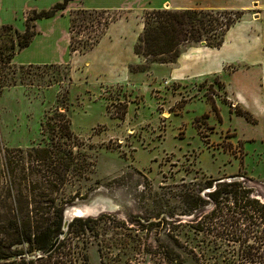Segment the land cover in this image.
<instances>
[{
    "label": "rangeland",
    "instance_id": "obj_1",
    "mask_svg": "<svg viewBox=\"0 0 264 264\" xmlns=\"http://www.w3.org/2000/svg\"><path fill=\"white\" fill-rule=\"evenodd\" d=\"M76 1L68 62L17 64L16 27L0 25V123L10 139L0 140V186L5 154L24 156L27 167L33 148L72 150L68 181L47 190L43 199L53 202L41 201L51 220L56 206L86 209L71 219L57 257L72 264H238L246 244H264L263 226L236 213L234 200L213 203L208 195L236 181L264 201V0L242 8L225 2L251 0L160 7L244 10L220 47L187 41L168 61L138 51L148 6ZM8 6L0 0V17ZM197 193L206 202L188 211Z\"/></svg>",
    "mask_w": 264,
    "mask_h": 264
},
{
    "label": "trees",
    "instance_id": "obj_2",
    "mask_svg": "<svg viewBox=\"0 0 264 264\" xmlns=\"http://www.w3.org/2000/svg\"><path fill=\"white\" fill-rule=\"evenodd\" d=\"M68 1L60 0L48 8L29 10L25 16V29L20 31L15 26L19 46L17 50L28 45L37 33V19L55 14L65 8ZM243 14V9L227 8L149 9L146 11L138 51L168 61L180 54L181 45L187 41H204L208 46L220 47L227 31ZM73 22L72 17L71 32L74 29ZM2 27L13 28V24L6 23ZM15 52L16 50L12 52L11 58ZM18 151L24 154L22 149L19 148ZM73 153L72 150L54 151L50 147L33 148L26 152L27 167L24 156L17 161L7 154L3 156L1 173H4L5 183L3 182L0 188L6 196L0 194V264H72V260L65 255L60 257L55 255L57 246L52 253L44 255V251L52 244L56 232L63 228L64 207L56 206L55 218L51 220L43 215L44 206L41 201L48 197L50 192L47 190L51 192L53 189L61 190L66 184L68 170L73 163ZM87 164L84 158L82 167ZM26 169L29 173L22 175ZM35 174L41 175L42 180L29 177ZM238 186L242 185L236 181L219 183L218 187L209 193L210 201L220 203L223 199L228 202L230 199L234 200V206L238 208L235 212L248 217L252 222L258 221L264 230V201L250 196L243 187L239 189L244 194L239 195ZM45 187L46 190H43ZM48 200L54 201L45 198V201ZM205 202L201 193H197V202H193L188 211L201 209ZM238 264H264V244H246Z\"/></svg>",
    "mask_w": 264,
    "mask_h": 264
},
{
    "label": "crops",
    "instance_id": "obj_3",
    "mask_svg": "<svg viewBox=\"0 0 264 264\" xmlns=\"http://www.w3.org/2000/svg\"><path fill=\"white\" fill-rule=\"evenodd\" d=\"M9 0V6L6 7L5 16L0 17V25L12 23L20 31L26 27L23 12L31 9L48 8L53 5L55 0H50L49 3L40 4L39 0ZM37 1V2H36ZM251 0L247 4L233 5L225 2L229 7L249 6ZM57 2V1H56ZM175 3L182 7H190V0H82L80 4L85 8H105L118 9L122 7H139L148 6L149 9L160 8L168 3ZM76 0H71L67 7L57 11L55 14L47 17H42L36 20L37 33L32 38L31 42L16 50L12 60L17 64H50L55 62H68L72 58L70 49V10L77 5ZM260 3L258 2V5ZM234 8V7H233ZM262 10V9H261ZM261 13V11H260ZM21 87V86H12ZM1 122V120H0ZM3 124V125H2ZM0 123V140L9 141L6 121ZM21 147L23 145H20Z\"/></svg>",
    "mask_w": 264,
    "mask_h": 264
},
{
    "label": "water",
    "instance_id": "obj_4",
    "mask_svg": "<svg viewBox=\"0 0 264 264\" xmlns=\"http://www.w3.org/2000/svg\"><path fill=\"white\" fill-rule=\"evenodd\" d=\"M236 177H230V179H235ZM78 210H81L80 213H78ZM86 211L83 208L80 207H72L69 209H66L64 211V223H63V233L58 235L54 242L44 251V255H49L50 253H52L54 251V249L56 248V246L58 245L59 241L62 238V235L65 234V229L67 228V226L69 225L71 219L76 218V217H82L83 215H85Z\"/></svg>",
    "mask_w": 264,
    "mask_h": 264
},
{
    "label": "bare ground",
    "instance_id": "obj_5",
    "mask_svg": "<svg viewBox=\"0 0 264 264\" xmlns=\"http://www.w3.org/2000/svg\"><path fill=\"white\" fill-rule=\"evenodd\" d=\"M85 211H86V209H85ZM81 212V210H78V213H80Z\"/></svg>",
    "mask_w": 264,
    "mask_h": 264
}]
</instances>
